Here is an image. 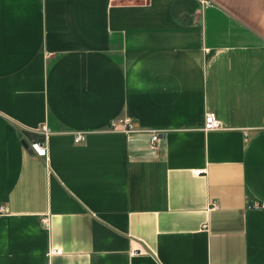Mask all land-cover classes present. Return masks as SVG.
Instances as JSON below:
<instances>
[{"label": "crops", "instance_id": "crops-1", "mask_svg": "<svg viewBox=\"0 0 264 264\" xmlns=\"http://www.w3.org/2000/svg\"><path fill=\"white\" fill-rule=\"evenodd\" d=\"M206 1L0 0V264H264V0Z\"/></svg>", "mask_w": 264, "mask_h": 264}, {"label": "built area", "instance_id": "built-area-1", "mask_svg": "<svg viewBox=\"0 0 264 264\" xmlns=\"http://www.w3.org/2000/svg\"><path fill=\"white\" fill-rule=\"evenodd\" d=\"M202 4H206V0H200ZM220 127V122L219 119L216 117L215 113L212 111H207L204 113L203 116V126L202 129L204 131H210V130H215ZM40 132L43 133L44 135L46 134L45 128L41 127ZM107 129L109 131H116V132H121L124 134L131 133V132H138L140 131L139 128H135L132 124V122L126 118H118V119H113L108 122ZM82 139V134L81 133H76L74 135V141L79 142ZM158 141V133L155 130H150V136H149V144L151 146H155V144ZM30 149L32 150L33 154L36 155L37 157H42L45 158L46 156V144L44 141H36L33 143L29 144ZM197 170L194 172L196 173ZM256 206L262 207V204H257ZM3 209L0 207V212ZM53 253H59L60 249L56 248L51 250Z\"/></svg>", "mask_w": 264, "mask_h": 264}]
</instances>
